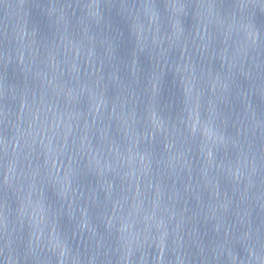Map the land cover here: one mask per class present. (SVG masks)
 <instances>
[{
  "label": "water",
  "instance_id": "95a60500",
  "mask_svg": "<svg viewBox=\"0 0 264 264\" xmlns=\"http://www.w3.org/2000/svg\"><path fill=\"white\" fill-rule=\"evenodd\" d=\"M0 264H264V0H0Z\"/></svg>",
  "mask_w": 264,
  "mask_h": 264
}]
</instances>
